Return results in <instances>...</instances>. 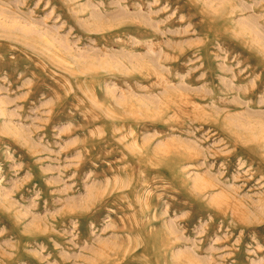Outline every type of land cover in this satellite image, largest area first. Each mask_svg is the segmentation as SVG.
<instances>
[{
    "label": "rangeland",
    "instance_id": "obj_1",
    "mask_svg": "<svg viewBox=\"0 0 264 264\" xmlns=\"http://www.w3.org/2000/svg\"><path fill=\"white\" fill-rule=\"evenodd\" d=\"M263 31L264 0H0V264H264Z\"/></svg>",
    "mask_w": 264,
    "mask_h": 264
},
{
    "label": "bare ground",
    "instance_id": "obj_2",
    "mask_svg": "<svg viewBox=\"0 0 264 264\" xmlns=\"http://www.w3.org/2000/svg\"><path fill=\"white\" fill-rule=\"evenodd\" d=\"M264 32V31H263ZM261 38V37H260ZM262 40V39H261Z\"/></svg>",
    "mask_w": 264,
    "mask_h": 264
}]
</instances>
